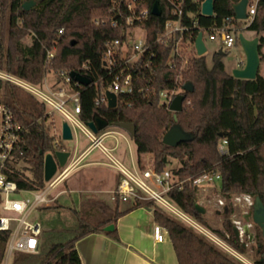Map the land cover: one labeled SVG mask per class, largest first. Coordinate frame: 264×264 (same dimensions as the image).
<instances>
[{
  "label": "trees",
  "instance_id": "trees-1",
  "mask_svg": "<svg viewBox=\"0 0 264 264\" xmlns=\"http://www.w3.org/2000/svg\"><path fill=\"white\" fill-rule=\"evenodd\" d=\"M33 1L26 10L24 4ZM155 0L149 1L151 10ZM165 12L166 2L159 0ZM205 0H186L184 23L197 27L189 33L192 43L198 30L220 27L225 23L237 29L252 31L260 38L261 60L264 62V0H259L253 22L243 29L244 22L235 17L233 5L240 0H214V15L202 14ZM112 0H0V70L6 71L32 85H42L47 73L61 70L87 76L91 82L79 85L84 123L101 117L109 125L133 123L131 136L137 149L138 163L143 168L142 156L152 154L157 171L170 169L180 180L187 181L204 174H220L217 187L226 205L221 210L225 217L224 232L213 229L196 207L199 204L197 187L186 183L182 189L169 192L170 199L201 225L217 233L233 248L244 253L246 246L234 234L232 198L237 194L260 197L264 203V77L239 79L226 71L223 56L215 53L210 67L207 57L192 55L188 65L168 64L169 47L155 45L152 65H133L135 77L132 94L120 95L118 104L110 108L97 105L96 100L107 90L111 76L104 65L105 44L120 38L122 29L109 22ZM97 18L104 21L95 24ZM231 18L232 21H227ZM149 15L143 22L151 39L156 37L164 21ZM63 29V32L60 31ZM31 38L26 44L25 39ZM49 51L54 59L47 62ZM192 82L193 92L187 93L183 110L174 113L163 103L162 91L185 93L183 86ZM3 90L0 102L13 111L15 121L25 131L4 170L19 189L41 190L44 180V156L63 149L56 146L53 122L48 107L32 93L13 83L0 80ZM175 125L190 139L172 147L163 143L165 134ZM224 141L226 142L224 144ZM224 145V149H222ZM178 167H172L173 161ZM110 200V201H109ZM83 198L79 209L72 208L79 220L77 229L43 230L39 252L16 254L13 264H81L76 244L92 234H106L120 241L118 230L106 232L111 224L129 212L146 207L154 208L155 221L167 229L179 264H243L208 241L191 227L178 221L154 201L130 200L117 197ZM125 203L126 208L120 205ZM10 233L0 232V264L6 254ZM253 243L264 264V237L255 225Z\"/></svg>",
  "mask_w": 264,
  "mask_h": 264
},
{
  "label": "built area",
  "instance_id": "built-area-1",
  "mask_svg": "<svg viewBox=\"0 0 264 264\" xmlns=\"http://www.w3.org/2000/svg\"><path fill=\"white\" fill-rule=\"evenodd\" d=\"M149 1L151 0H112L111 14L108 20L113 27L122 29V35L120 38L107 41L105 44L104 65L109 71L111 80L107 90L96 100L97 105L106 104L109 106L108 92L116 95L117 104L120 95L134 92L135 77L130 69L133 65H152V58L156 56L154 46L157 44L171 49L168 64L172 67L179 65V61L180 65H188L189 57L193 54L199 56L195 47L196 41L192 43L191 39H189V33L197 27V22H194L192 26L183 22L186 0H163L166 2L165 12H163L160 1L155 0L154 4L158 1L160 5L161 14L159 16L152 14L154 4L151 10H148L147 4ZM258 3L259 0H249L247 19L243 20V29L253 22ZM163 13L165 19L158 28L156 37L151 39L148 30L142 24L149 18V15L160 18ZM103 21L102 18H97L95 24L100 25ZM227 21L231 22L232 19L228 18ZM62 32L63 29L60 33ZM200 32H203L206 47L207 41L219 43L220 48L215 53L223 51L226 54L227 52H225L224 48L235 47L239 43L238 35L242 31L233 25L225 23L220 27L201 28L198 30V34ZM54 57V52L49 51L47 62H50ZM239 63L240 67H243L245 61L240 60ZM56 77L55 83H50L45 77L42 85H32L6 71L0 70V80L24 88L47 105L48 115L51 116L53 122V130L55 129L53 114L59 113L64 117V122H67L71 128L73 138L78 129L89 141V144L81 153H79L77 145L73 152L70 151L66 164L58 168L56 174L44 189L37 191L19 189L16 182L7 178L4 170L12 159L13 152L25 128L15 121L11 108L0 102V203L2 205L0 232L7 231L10 233L6 254L1 264H13L16 254H36L39 252L40 236L43 229L40 220L34 217L35 209L42 205L48 206L53 203L56 197L52 196V191L62 184L74 171L81 168L84 165L82 164L83 161L94 151H100L110 161L104 162V164L120 173L118 185L110 193L112 200L119 197L123 202L130 200L154 201L164 211L175 216L227 254L245 262L242 255L232 248L227 241L183 212L169 197L171 190L175 187L182 189L186 183L197 187L198 191L200 189L211 188L212 190L214 188L218 196L217 203L222 210L226 202L217 189V183L221 178L220 174H204L197 178L183 181L174 176L170 169H166L163 172L157 171L153 164L144 162V167L142 168L137 160V165H126L114 155V152L119 147L118 137L127 138L120 131L110 129L111 126L122 127L116 124H108L105 128L94 132L88 126V123H84L80 118L82 102L81 92L78 87L81 83L77 82L65 70L59 71ZM178 94L182 93L178 91H162L160 96L163 103H166L169 108L171 102ZM63 123L60 130L61 135L63 134ZM56 133L53 132L57 138L58 135ZM113 142L114 145H111ZM59 144L60 142L56 139V146ZM221 148L224 149V145ZM60 151L65 152L68 150L63 147ZM15 193L21 195L28 193L30 197L13 198L12 194ZM254 200L255 197L249 194H237L232 198L233 216H236L237 208L242 212L241 219H232L234 227L239 231L237 239L242 243L244 238L248 240V243H253L251 239V235L254 237L252 228L256 224L252 219L247 221L246 217L253 211ZM247 229L250 234L247 233ZM153 235L157 243H164L167 241L169 234L166 228L156 223ZM243 244L245 246L248 245L245 242Z\"/></svg>",
  "mask_w": 264,
  "mask_h": 264
},
{
  "label": "rangeland",
  "instance_id": "rangeland-1",
  "mask_svg": "<svg viewBox=\"0 0 264 264\" xmlns=\"http://www.w3.org/2000/svg\"><path fill=\"white\" fill-rule=\"evenodd\" d=\"M242 32L247 38H249L252 33V31H249V30H243ZM25 43L30 44L31 38L27 37L25 39ZM206 44L208 48V52L206 53L207 63L211 67L213 64V56L216 50L220 48V45L219 43H213L209 41H207ZM224 50L227 53L225 56H223L222 61L225 64L226 70L229 73H232L234 69L240 67V63H239L240 60L245 61L244 51L239 43L233 48H224ZM260 74L264 77V62L260 66ZM46 79L50 83H55L57 80V77L54 73L49 72L47 73ZM1 91L3 92V90L0 89V97L2 95ZM53 118L55 122V129L53 130V132L54 133L57 132L56 133L58 135L57 139L60 142V144L65 149H67L69 152L70 151L73 152L77 145L79 149V153H81L83 149H85V147L89 144L88 139L82 134L81 131L77 129L75 133V137L72 140H64L63 136L60 134L62 123L64 122V117L59 113H54ZM110 129L120 131L127 138V139H124L123 137H120V136L118 137L119 147L114 152V155L128 166H132V164L137 165V160H138L137 149H136V145L134 141L132 140L131 135L125 129H122V128L111 126ZM111 145H114V142ZM98 153L100 152L96 151L95 153L91 155V157H87L83 161L82 164H85L91 159H94L93 156L99 155ZM153 159L154 157L152 154H146L142 156V160L145 163L153 164ZM98 160H101L103 162H110L104 155H102V157L100 156ZM178 165H179L178 161L176 160L173 161L172 167H178ZM94 167L96 166H85L84 165L83 167L74 171L70 175V177L67 179V184L62 183L61 185L57 186L52 191V196L60 194L61 191H65L64 193L59 195V198L55 203H53L50 206L42 205L35 209L34 217L40 220L43 230L77 229L79 226V220L75 212L72 210V208L79 209L83 198L94 197V199L95 198L98 199V197H100V199H103L106 202L107 200H109L110 196L106 195L105 193H101V194L97 193L96 195V192H94L95 190L93 189V187H96V185H98L99 183L97 184V182H94L91 184L90 182H86V180L84 179V173H86L88 170L93 171L95 169ZM97 167L103 168L105 171H114L115 173L117 172L116 169L106 164L97 166ZM217 186L219 187V183H217ZM86 189L87 190L92 189L94 191L91 190L90 193H85ZM12 197L13 198H22V197L27 198V197H30V195L28 193H24L22 195L15 193V194H12ZM217 198L218 196L216 195L214 188L212 190L211 188L199 190V204L206 208L205 219L208 221L211 228L224 232L223 223H224L225 217L220 211L221 207L217 203ZM1 208H2V205L0 203V214H2ZM236 210H237L236 216H232V219L233 218L241 219L242 218L241 210L239 208H237ZM166 213L172 218L178 220L175 216H173L169 212H166ZM252 232L255 233V225L252 228ZM239 242L242 243L241 241ZM244 242L248 244L246 246V252L242 253L236 250L235 248L234 249L240 255H242L245 262H242L241 260H238V259L236 260L240 261L243 264H255V261L260 259L261 255L257 253L256 245L254 243H248V240L246 238H244L243 243Z\"/></svg>",
  "mask_w": 264,
  "mask_h": 264
},
{
  "label": "crops",
  "instance_id": "crops-1",
  "mask_svg": "<svg viewBox=\"0 0 264 264\" xmlns=\"http://www.w3.org/2000/svg\"><path fill=\"white\" fill-rule=\"evenodd\" d=\"M254 37H256V34L252 32L249 38ZM263 49L264 47L262 51ZM93 153L88 157H91ZM98 154L93 156L94 159L84 164L85 166H96L93 171L88 170L84 173V179L91 184L94 182L99 184L93 187L95 191L86 189L85 193H90L92 190L96 192V195L97 193H105L110 196L111 191L116 189L118 185L120 173H117L118 171L116 173L114 171H105L103 168L97 167L105 165L103 161L98 160L103 154L101 152ZM67 179L63 183L67 184ZM64 192L61 191L60 194ZM60 194L53 196L56 197L53 203L58 200ZM126 206L125 203L120 205L123 209ZM156 223L154 208L142 207L129 212L119 218L117 225H115L120 241H116L106 234L99 233L89 235L77 242L76 249L79 253L81 264H179L169 235L164 243L155 241L153 232Z\"/></svg>",
  "mask_w": 264,
  "mask_h": 264
},
{
  "label": "water",
  "instance_id": "water-1",
  "mask_svg": "<svg viewBox=\"0 0 264 264\" xmlns=\"http://www.w3.org/2000/svg\"><path fill=\"white\" fill-rule=\"evenodd\" d=\"M34 2H27L24 4L26 10L30 9L33 6ZM249 5V0H240L233 5L234 14L236 19L245 20L247 19V8ZM152 14L159 16L161 14V9L159 2L156 1L153 8ZM202 14L205 16L214 15V0H205L202 4ZM239 44L241 45L244 54H245V64L243 67L236 68L232 71V76L239 79H256L260 72L261 66V54H260V38L258 36L254 38H247L243 32H240L238 35ZM195 47L199 56H204L207 52V47L203 38V32H200L197 36ZM221 56L226 54L223 51L218 53ZM70 75L79 83L88 85L91 80L76 72H71ZM183 90L184 94H178L173 99L169 106V110L174 113L175 121H177V113L183 110V103L187 97V93L193 92L194 86L193 83L188 81L184 84ZM107 97L109 99V107L114 108L117 105V97L114 93L108 92ZM88 126L94 131L98 132L99 130L108 126V121L101 117H95L94 121L89 122ZM120 127L125 129L131 136L135 135V125L133 123H120ZM63 139L72 140L73 135L71 128L67 122L63 123ZM190 139V136L185 133L179 125L173 126L163 137V143L172 147L178 146L180 143L185 142ZM70 155L69 151H57L56 153H47L44 156V180L46 183L50 182L51 179L56 174L59 167H63ZM197 209L202 213L206 214V208L200 204L196 205ZM250 219L258 225L263 233L264 237V203L260 197H255L253 211L250 215L246 217V220ZM115 230V225L111 224L105 228L106 232H112ZM247 233L250 234V231L247 229ZM234 234L238 238L239 231L234 227ZM253 235L251 239L253 240Z\"/></svg>",
  "mask_w": 264,
  "mask_h": 264
}]
</instances>
